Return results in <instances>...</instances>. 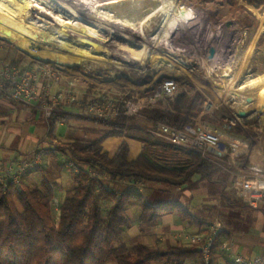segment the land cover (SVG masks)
I'll list each match as a JSON object with an SVG mask.
<instances>
[{
    "label": "rangeland",
    "instance_id": "1",
    "mask_svg": "<svg viewBox=\"0 0 264 264\" xmlns=\"http://www.w3.org/2000/svg\"><path fill=\"white\" fill-rule=\"evenodd\" d=\"M82 1L71 0L69 5L55 0L51 2L52 4L47 5V9L55 15H63L65 20L71 17L79 22L81 24L80 29L72 26L53 27L57 28L59 35L72 48L76 46V43L86 41V44L90 46L87 49L101 56L99 60L77 61L70 60L64 55V60L61 62L55 52L46 48V51L38 48L33 55L22 53L15 43L0 38L1 45L3 49H7L8 54L19 55L25 63L31 58L48 66L53 74L50 78L52 94L62 95L59 100L61 109L77 113L83 111V114L89 113L90 115L102 113L109 117L115 115L114 113L122 101H131L126 99L127 96H133L137 100L156 97V102L150 104L145 110H138L143 117L138 118L137 115L133 114L140 122L146 121L147 117H157L156 119L177 125L182 122L185 123L187 119L201 116L202 121L210 124L218 131L221 142H224L227 137H233L235 140L249 138L252 149L257 140L260 146L264 148V127L258 128L256 125L258 119H255L252 114L250 115L243 106V103H246V93L237 86L236 82L232 86L223 84L224 88L216 85L220 72L215 67V64L218 63L227 73H238L243 77L252 73L257 77H264V61L260 69L259 62L262 63V61L255 52L250 51L246 56H241L235 51L243 45L251 44L257 35L258 24L264 25V4L257 5V9L253 10L247 0H238L252 11L256 20L253 29L246 33L241 31L236 20H233V25L227 27L228 21L213 19L211 10L197 5L196 1L172 0L173 3L181 4L180 9L182 11H190L192 14L190 19L177 23L183 33L188 50L185 55L179 56L184 61L185 67L176 69L159 65L154 58L142 54L146 48L153 47L150 40L144 39L128 28L108 23L106 0L102 1L104 5L100 7L92 3L95 0H89V3L85 4L81 3ZM131 1L133 2V9L142 16H147L152 11L150 5L144 2L145 0ZM163 4L168 7L166 1H163ZM61 5L62 9L68 10L67 13L65 12L66 14L61 12ZM30 7L34 9V3H31ZM163 16L164 13H157L151 19V26L157 28ZM43 20V17H38V14L33 13L32 21L42 24ZM97 24L101 25V29L96 36H88L86 34L88 28H96ZM46 26L48 27V25ZM89 41L96 43L97 47L89 44ZM159 50L160 54L168 51L164 48H159ZM185 69L191 72L188 73L189 71L187 72ZM60 77L63 78L61 82L58 81ZM143 92H147L146 96L141 95ZM73 97L74 99H72ZM85 99L88 103L83 109ZM247 103L250 107H254L251 109L252 112L257 109L256 112L259 114L264 113V109L261 108L262 104H257L251 100H247ZM165 108L171 109V112L166 113ZM58 125L57 136L64 135L70 125H77L81 129L87 143L83 151L85 154H92L93 140L108 131L103 126L86 122L62 123L59 121ZM123 140L130 144L132 149L130 156L137 154L136 146H139L137 141L124 135L109 136L105 141V149L113 152ZM242 142L244 141L242 140L236 145ZM53 145L60 146L58 143ZM57 155V159L63 164H65V160H69L59 151H57ZM239 157L241 158V156ZM216 159L229 175V188L223 190L222 186H209L213 196L212 203L202 201L203 198L199 190L191 191L183 188L180 195L177 196L172 187L164 189L159 188V184L152 182L132 178L124 179L123 183L137 187L146 196L153 193L155 189L170 191L174 200L182 204L192 217L195 216L202 221L197 224L190 220H184L179 214L174 213L161 217L155 226H145L139 220L140 209L131 208L127 214L130 225L128 228H124L120 234L121 241L130 248L137 244H146L157 248H165L167 245L202 246L205 238L210 234L211 225L216 221L221 223L219 212L225 203L221 197L222 192L226 191L230 196H234L229 174L231 171L230 163L227 159L218 157ZM243 166L245 169L253 167L247 163ZM261 166L264 174V165L261 164ZM64 167L68 176H71V172L75 171L71 164L69 166L64 165ZM108 185H112L111 181L108 182ZM73 186L74 182L71 184V188ZM51 202L53 203V219L57 221V206L53 200ZM108 206L109 202L103 204L104 212ZM255 214L257 215V213ZM203 224L207 227L201 228ZM197 237L201 238L200 243L193 241ZM225 240V238H221L212 251L214 264L230 263L229 254L221 248ZM253 253L264 254V248L256 247ZM152 264L160 263L153 262ZM184 264H203V261L202 259H191Z\"/></svg>",
    "mask_w": 264,
    "mask_h": 264
},
{
    "label": "trees",
    "instance_id": "2",
    "mask_svg": "<svg viewBox=\"0 0 264 264\" xmlns=\"http://www.w3.org/2000/svg\"><path fill=\"white\" fill-rule=\"evenodd\" d=\"M187 1H196L197 5L210 9L215 20H236L242 32L249 33L255 26L254 14L238 0ZM255 2L256 5L264 4V0ZM86 99L83 109L88 103ZM126 99L136 100L133 96ZM125 103L126 100L119 104L118 111L124 109ZM165 109L166 113L171 112V109ZM82 112L59 110L50 119L52 130H55V121L86 122L108 130L93 140L92 154L53 145V149L65 155L77 169L71 172L74 186L59 205L57 221L52 215L50 184L45 183L44 194L24 183L16 186L0 182V264H184L187 260L202 259L199 247L167 245L157 248L137 244L130 248L121 241L120 234L130 225L127 214L131 208L140 209L139 220L145 226H155L161 217L174 213L200 224L174 200L170 191L155 189L146 196L137 187L122 181L132 178L174 187H198L199 182H194V177H198L226 190L229 175L225 170L219 163L194 150L154 135L151 127L157 117H147L146 121L140 122L139 117L128 119L119 113L103 117ZM113 135H124L140 142L142 148L137 157L129 158L130 146L126 140L114 152L106 150L104 143ZM41 152L54 156L51 149H42ZM221 197L229 208L240 210L238 213H220L223 230L216 236L214 247L221 238H229V232L238 225L235 218L247 208L226 191ZM105 202H109V206L104 212ZM210 264H214L212 260ZM228 264L235 263L230 260Z\"/></svg>",
    "mask_w": 264,
    "mask_h": 264
},
{
    "label": "bare ground",
    "instance_id": "3",
    "mask_svg": "<svg viewBox=\"0 0 264 264\" xmlns=\"http://www.w3.org/2000/svg\"><path fill=\"white\" fill-rule=\"evenodd\" d=\"M52 1L55 0H0V38L15 43L22 53L33 55L38 48L44 51L48 49L55 52L61 62L64 60V55L70 60L84 61L83 57H87V61L99 60L101 56L89 51L87 48L90 46L86 44V41L76 43V46L72 48L59 35L57 28L53 26H72L80 29L81 24L71 17L65 20L63 15H55L49 11L47 5L52 4ZM58 1L62 4H71V0ZM102 1L95 0L92 3L100 7L104 5ZM163 1H166L168 7L163 4ZM87 2L89 3V0H83L81 3L85 4ZM144 2L148 3L152 9L147 16H142L136 12L132 7L133 2L131 0H106V9L108 10L106 18H108V23L128 28L144 39L150 40L153 47L146 48L142 54L154 58L159 65L176 69L184 68L185 63L179 56L186 54L188 46L177 23L190 19L191 12L182 11L180 9L181 4L173 3L172 0H145ZM31 3H34V9L30 7ZM247 3L251 9H257L255 0H247ZM60 8L62 13L68 12V10L62 9V5ZM33 13L38 14V17H43L42 24L32 21ZM157 13H164V16L158 27L153 28L150 22ZM99 29H101V25L97 24L96 28H88L86 34L94 37ZM263 41L264 25L259 23L257 35L253 38L251 44L243 45L241 48L235 49V51L241 56H246L250 51L255 52L256 56L262 61V63L259 62V68L261 69L264 61ZM159 48H164L168 51L160 54ZM215 67L220 72L216 85L224 88V85L232 86L236 82L237 86L246 93V103H243L244 109L250 115L252 114L255 119H258V124H256L258 128L264 127V113L259 114L256 112L258 111L257 109L252 112L251 109L254 107H250L247 103V100L257 104L260 103L262 104L261 108L264 109V77H257L252 73L246 77L240 76L238 73H227L218 63L215 64ZM185 70L189 71L188 69ZM54 141L60 146L70 147L75 152H83L87 144L81 129L77 125H70L62 136L55 135Z\"/></svg>",
    "mask_w": 264,
    "mask_h": 264
},
{
    "label": "built area",
    "instance_id": "4",
    "mask_svg": "<svg viewBox=\"0 0 264 264\" xmlns=\"http://www.w3.org/2000/svg\"><path fill=\"white\" fill-rule=\"evenodd\" d=\"M1 43L0 41V50ZM51 76H53L52 72L42 62L29 58L28 63L18 64L5 60L0 54V96L5 95L16 102L37 108L47 120L52 118L55 111L63 110L59 107V100L62 95L52 94ZM62 80V77L58 78L59 82ZM135 101L126 102L124 109L122 111L117 110L114 114H123L128 119L134 115L143 117L138 110H145L150 104L156 102V97L136 99ZM87 115L90 114L87 113ZM96 115L108 117L102 113ZM56 123L58 121H55ZM151 132L157 137L194 150L202 157L218 163L215 155L220 154L221 139L218 131L210 125L185 123L179 126L158 119L153 121ZM41 150L42 148H39L37 151L27 153L18 161H0V182L11 183L16 186L24 183L28 173L42 165L44 154ZM70 164L69 160H65V165L69 166ZM75 171H77L76 168ZM229 174L236 199L253 208H259L263 205L264 174L260 169L235 167ZM50 187L53 188L54 185L51 183ZM209 230L210 234L205 238L204 244L199 247L202 251L204 264H210L216 236L223 230V227L220 222L216 221ZM200 239L197 237L193 241L200 243ZM234 246L235 238L230 235L221 248L229 254L230 260L235 264H264V255L252 258L245 257L236 253Z\"/></svg>",
    "mask_w": 264,
    "mask_h": 264
},
{
    "label": "crops",
    "instance_id": "5",
    "mask_svg": "<svg viewBox=\"0 0 264 264\" xmlns=\"http://www.w3.org/2000/svg\"><path fill=\"white\" fill-rule=\"evenodd\" d=\"M0 54L5 60L12 62L20 61V64H25L19 55L12 54V56L8 54L7 49H3V47H1ZM200 117L201 116H195L187 119L185 123L194 122L196 125H210L202 121ZM55 125V130H52L50 120H47L37 108L16 102L5 95L0 96V161H18L23 155L37 151L39 148L53 150L54 156L44 154L42 165L28 173L24 179V184L31 188H37L42 193L46 194L45 183H54L55 186L52 189H55V187L56 189L52 190L51 200H53L57 206L56 212L58 215L59 205L62 203L66 191L71 188L73 180L71 176H68L67 170L64 167L65 164L59 162L57 159V151L53 149V144L56 143L54 137L59 127L58 123ZM52 135L54 136L53 138L51 137ZM248 139L249 138H241L235 140L233 137H227L224 142H221L219 147L220 154H216L215 156L220 159H227L230 163L231 170L235 167L245 168L243 165L247 163L262 171L263 167L261 164L264 165V148L260 146L257 140L252 149L249 144L250 140ZM242 140L244 142L236 145V141L239 143ZM137 144L139 145L136 146L137 154L132 157L130 156L132 150L130 147V159H135L142 148L140 142L137 141ZM239 156H241V158ZM255 164H259V166ZM194 182H199V186L191 187L189 185H183L174 187L167 184H159L158 187L164 189L172 187L176 191L175 195L177 196L180 195L183 188L190 189L191 191L199 190L203 198L202 201L205 203H212L213 196L209 188L211 185L206 181L199 180L198 177H194ZM228 188L229 186H227L226 190H228ZM246 207V209H243L241 216L235 218L238 225L234 230L229 232V234L233 235L235 238V252L245 257L252 258L259 256L253 253L256 247L264 248V203L259 208H253L248 205ZM51 209H53L52 202ZM238 210L240 209L229 208L224 203L219 213L224 212L227 214L231 211L237 212ZM254 213H257V215H254ZM198 220L200 222L202 221L200 218H198ZM204 225L205 224H203L201 228L207 227Z\"/></svg>",
    "mask_w": 264,
    "mask_h": 264
},
{
    "label": "water",
    "instance_id": "6",
    "mask_svg": "<svg viewBox=\"0 0 264 264\" xmlns=\"http://www.w3.org/2000/svg\"><path fill=\"white\" fill-rule=\"evenodd\" d=\"M233 24H234V21H233V20H229V21L226 23V26H227V27H230V26L233 25ZM88 43L91 44V45L94 46V47H97V44L94 43V42H92V41H89ZM83 60H84V61H87V57H83Z\"/></svg>",
    "mask_w": 264,
    "mask_h": 264
}]
</instances>
